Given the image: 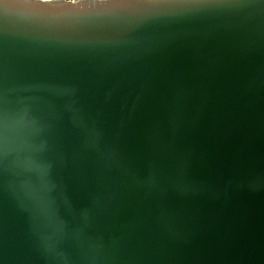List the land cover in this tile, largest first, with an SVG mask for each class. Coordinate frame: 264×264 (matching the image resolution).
<instances>
[{
  "label": "water",
  "instance_id": "water-1",
  "mask_svg": "<svg viewBox=\"0 0 264 264\" xmlns=\"http://www.w3.org/2000/svg\"><path fill=\"white\" fill-rule=\"evenodd\" d=\"M0 264H264V0H0Z\"/></svg>",
  "mask_w": 264,
  "mask_h": 264
},
{
  "label": "built area",
  "instance_id": "built-area-1",
  "mask_svg": "<svg viewBox=\"0 0 264 264\" xmlns=\"http://www.w3.org/2000/svg\"><path fill=\"white\" fill-rule=\"evenodd\" d=\"M72 2H79V1H83V0H70ZM91 1H102V0H91Z\"/></svg>",
  "mask_w": 264,
  "mask_h": 264
}]
</instances>
